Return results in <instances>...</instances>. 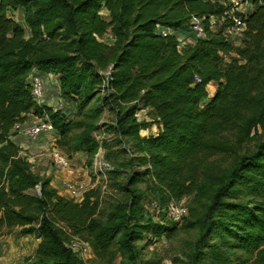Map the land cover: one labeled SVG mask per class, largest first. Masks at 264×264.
<instances>
[{"label":"trees","instance_id":"trees-1","mask_svg":"<svg viewBox=\"0 0 264 264\" xmlns=\"http://www.w3.org/2000/svg\"><path fill=\"white\" fill-rule=\"evenodd\" d=\"M260 1L245 20L243 39L235 47L225 36L229 20L210 29V19H221L224 8L204 0H0V230L36 234L41 242L34 264H80L52 218L85 230L96 258L119 241L120 264H137L133 243L141 240L131 225L130 208L138 200L133 192L123 219L102 225L95 219L99 189L76 203L60 197L49 188L50 180L33 173L11 138L16 125L43 114L59 136V146H71V155L85 154L91 164L105 141L95 139V131L111 130L116 141L132 138L136 144L125 146L130 167L137 161L139 168L148 169L133 171L126 191L145 176L151 196L170 203L201 191V179L216 184L204 214L190 222L201 227L202 234L189 264L206 254L214 263L224 262L221 246L240 251L250 264H264V0ZM9 11H21L23 25L10 20ZM193 18L202 20L205 37L180 49L179 35H189ZM106 34L113 39L111 46L102 41ZM228 55L236 58L226 63ZM108 68L107 79L99 71ZM33 71L57 77L60 98L74 105L83 120L97 118L108 105L117 111L115 124L108 128L77 122L62 110L38 106L28 82ZM212 83L216 90L201 107ZM96 99L95 108L90 104ZM147 104L161 129L156 137L144 139L139 133L148 124L137 123L135 112ZM228 133H236V140L252 136L253 152L235 148ZM135 154L139 156L133 158ZM222 155L234 160L225 169L212 160ZM113 174L112 169L107 172L108 177ZM37 186L39 196L31 193ZM146 227L154 235L163 234L162 226ZM205 246L208 253L203 252Z\"/></svg>","mask_w":264,"mask_h":264},{"label":"rangeland","instance_id":"rangeland-1","mask_svg":"<svg viewBox=\"0 0 264 264\" xmlns=\"http://www.w3.org/2000/svg\"><path fill=\"white\" fill-rule=\"evenodd\" d=\"M7 16L10 20H13L16 23L23 25V13L21 11H9ZM101 16L102 18L107 19V14L104 11L101 12ZM27 35L28 32L26 30V36ZM102 41L108 46H111L113 43V39L110 34H106L102 38ZM188 41H183L184 45L181 44L183 46L181 47V49L190 45ZM234 46L239 47V45ZM234 58H236L235 55L224 56V61L226 63H229ZM110 69L111 68H108L104 71L99 72L103 73V76L105 77V74L110 71ZM52 77L53 78H51V80H46L42 78L44 83V105L53 110H62L70 120L82 122L84 117H79L78 115H76V107H74V105L65 103L60 98L58 78L54 76ZM216 87L217 85L214 83L210 84L207 87L209 99L207 98L200 105L201 107H204L209 103L210 98L213 96L216 90ZM100 95L103 96L102 93H100ZM99 97L100 96H98L97 98ZM97 103L98 101L96 99V101H93L90 105L96 108V106L98 105ZM146 106L147 107L138 108V110L135 112V118L137 119V123L148 124L147 129L142 130L139 133V136L144 139L156 137L161 129L159 122L152 114V109L150 105L147 104ZM122 111H124V109ZM116 112L117 111H115V109L111 108L110 106L104 105L102 107L100 115L97 118L91 119L87 117V121H83L87 123L88 121L93 122L98 126L100 125L110 128L116 122ZM35 118L37 117L30 116L26 123L28 125H31L34 122ZM107 132V135H105L103 137L104 139H102V142L103 140H105L104 143H102L104 144L102 148L103 150L99 149L96 153L98 154L100 152V157L106 156L107 162H109V164H107L111 165V169L113 170L114 174L109 177L106 176V179L104 177H96L92 164L90 163V159H88L85 154L76 153L71 155L69 153L72 148L71 146H59V136L57 134L44 135L35 141H30L22 137L20 141L28 143L32 146V148H34L32 150L34 156L30 159L31 161L29 162V164L33 173L39 176L43 181L50 180L51 175L48 174L50 172L57 171L51 166L50 161L48 159V155L53 149H58L69 157L71 155L72 160L76 165V168L85 171L84 177H87L89 185L93 186L94 189H99V205L95 219L99 220L102 225H110L121 221L123 219V214L126 208L128 207L132 192L135 196L138 197L137 202L130 208V210H132L133 212V219L131 221V225L134 227V230L141 236V240L135 241L133 243L138 253L137 264H189L190 258L194 253L195 243L202 234L201 227H192L190 222H196L204 214L216 184L211 183V180L201 179L200 182L204 185L201 191H199L197 194L194 193L191 196H185L180 201H178L186 205L188 211L186 217L181 223L172 224L165 215V208L167 207V204L169 202H163V200L158 196V198L151 196L149 192L150 190L146 185L147 179L145 176L142 179V182L135 184L129 189L131 193L124 189L127 183V179L133 171L144 173L148 168H146V170L145 168H139L137 165V161L133 163L135 166L130 167V164L128 162L129 155L125 153V150L128 151V148L126 149L125 146L133 147L136 144V142H134L132 138H126L122 141H116L114 135H112V131L108 130ZM235 134L236 133H228L225 136L232 140V143H234L235 148L239 150L241 149V151L243 152L247 149L249 150V152H253L255 141L251 138L252 136H249L248 139L240 138L236 140ZM17 136L18 134L16 132H13L12 138ZM93 137L95 139L99 138V131H95L93 133ZM17 140L19 139H16L15 142H17ZM242 140L245 142L241 143ZM38 143H40L41 146H44L43 151H37L35 149V146H37ZM26 155H30V153L28 152ZM138 156L139 155L135 154L132 157L137 158ZM226 159L228 158L225 157V155H222L216 156L212 160L215 162V166L218 164L225 169L234 161L233 159L229 161ZM49 188L51 190L54 189L50 187V185ZM55 191L59 195L58 191ZM31 193L33 195L39 196L41 193L40 186H37L35 189H33ZM94 200L95 199H93V201ZM72 201L76 203L81 202L76 201L75 199ZM154 204L158 206L157 210L154 209ZM52 220L54 221V225L62 236V238L64 239L66 245L70 244L72 238H77L91 250V253H89L90 255H87L82 258L76 256L80 261V264L121 263V254L123 253V250H121V245L119 241L114 242L112 248L108 251L106 255L101 258H96L91 248L92 240L85 230L83 231L81 228L78 227L74 228V225L73 227H71L67 223H62L61 221L54 218H52ZM148 224L162 226L163 234L154 235L151 230L147 229L148 227H146V225ZM169 231L172 232L169 233ZM11 236H15L17 240L16 242L12 243V248L17 249V247L21 246V251L25 250V253L23 254H20V250L14 253L16 255V260L18 261L13 264H34L35 254L41 242V239L38 238L36 234L23 235L21 229H13L11 231H7L5 229L0 230V237H2L3 239L10 241ZM214 241H217V239H214L213 242ZM209 242L211 243L210 240ZM221 247L225 249L224 254H226V260L224 262L219 259L216 263H214L212 258L208 254H206L205 256L199 258L195 264H250L249 262H247L246 256L243 255L240 251H232L230 249L225 248L224 246ZM203 252L208 253L207 246L204 247ZM5 256H7V252H5L4 257Z\"/></svg>","mask_w":264,"mask_h":264},{"label":"built area","instance_id":"built-area-1","mask_svg":"<svg viewBox=\"0 0 264 264\" xmlns=\"http://www.w3.org/2000/svg\"><path fill=\"white\" fill-rule=\"evenodd\" d=\"M212 4H220L224 8V15L221 19L211 18L210 19V29L214 30L218 25L225 23L229 20L231 24L225 29V36L227 40L232 45H240L243 39L245 31V20L249 15H251L257 6L261 5L260 0H204ZM167 33H163V37H166ZM205 37L204 27L202 25V20L193 18L190 22L189 38L188 42L193 44L196 40L203 39ZM180 44V49L184 45L183 39H178ZM100 75H104L100 73ZM111 76V70L105 74L108 79ZM29 85L31 87V96L33 101L38 106H45L43 103V80L42 77L32 72L29 77ZM196 82L200 83V80L196 78ZM137 117V116H136ZM159 122V121H158ZM14 132L21 134L26 139L30 141H35L41 136L52 135L55 133V129L46 114L41 115L34 119L31 125L22 124L16 125L14 127ZM107 135L103 130L99 131V142L104 139L103 137ZM100 152L96 154L92 161V167L97 178H105L107 172L111 170L110 166L104 161L103 157L99 156ZM28 162L34 156V154L24 155ZM48 159L51 166L66 175V179L62 181L61 188L72 194L80 193L83 197L84 193L93 190V186L89 185V182L85 176V171L76 168V165L72 159L67 155L62 153L58 149H53L49 155ZM154 209H158L156 204L153 205ZM188 211L185 204L180 202H170L165 208V215L170 220L172 224H179L186 217ZM67 247L71 250L73 254L77 257H85L90 255L91 250L82 243L77 238H72L71 242ZM4 250L0 244V258L3 256Z\"/></svg>","mask_w":264,"mask_h":264},{"label":"crops","instance_id":"crops-1","mask_svg":"<svg viewBox=\"0 0 264 264\" xmlns=\"http://www.w3.org/2000/svg\"><path fill=\"white\" fill-rule=\"evenodd\" d=\"M186 35L180 34L179 37H180V39L188 41L189 35H187V36ZM34 72H36V71H34ZM36 74L39 75L40 77H42L43 79H46V80H48V79L51 80V78H53L50 75H44V74H41V73H38V72H36ZM25 124H27V123H25ZM22 137H24V136H22L21 134H18L17 137H13L11 139L14 142H15L16 139H19L15 143L20 147V149L22 150V154L23 155H26L28 152L30 154H33L32 150L34 148H32V146L30 144L20 141V139ZM35 149L37 151H43L44 150V146H41V144L38 143L37 146H35ZM48 175H51V177H50V186L52 188H54L55 190H57L60 196L66 198V199H71V200L75 199L76 201H81L82 200V196H81L80 193L72 194V193H70L68 191H65V190H63L61 188L62 181L66 179V175L63 172L54 171V172H50ZM85 179H86V182H87V180H88L87 177ZM16 241L17 240H16L15 236L14 237L11 236L10 241L9 240H5L2 237H0V244L2 245L3 250H4L3 257L0 258V264H13V263H16V261H18V260H16V255L14 253L19 251V250H20V254L25 253L24 252L25 250L21 251V249H20L21 246L17 247V249H13L12 248V243H14ZM5 252H7V256L4 257Z\"/></svg>","mask_w":264,"mask_h":264}]
</instances>
